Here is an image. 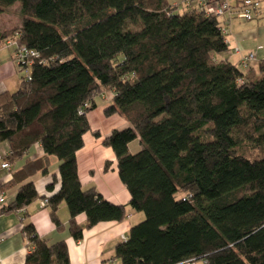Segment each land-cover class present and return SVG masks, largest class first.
Segmentation results:
<instances>
[{"label": "trees", "instance_id": "1", "mask_svg": "<svg viewBox=\"0 0 264 264\" xmlns=\"http://www.w3.org/2000/svg\"><path fill=\"white\" fill-rule=\"evenodd\" d=\"M18 2L21 22L0 29V44L12 39L39 57L31 79L0 94V139L11 162L36 143L46 156L28 161L13 183L47 173L56 156L60 179L48 188H60L44 198L57 227L62 202L76 240L86 227L124 219L125 204L83 187L77 159L88 113L110 91L105 113L130 125L104 144L130 205L145 214L117 245L120 264H264V60L259 74L217 60L229 49L220 18L178 12L177 1L0 0V14ZM38 196L28 181L8 209ZM25 232L26 264H69L66 240L49 244L31 223Z\"/></svg>", "mask_w": 264, "mask_h": 264}, {"label": "crops", "instance_id": "2", "mask_svg": "<svg viewBox=\"0 0 264 264\" xmlns=\"http://www.w3.org/2000/svg\"><path fill=\"white\" fill-rule=\"evenodd\" d=\"M231 1L238 3L240 0ZM260 1L261 7L256 18L233 20L227 35L229 49L216 55L217 60L230 61L241 70L252 69L256 74L260 73L259 65L264 60V0ZM16 4L20 7L19 2ZM250 52L255 53V58L250 60L249 66L246 67L242 64V56ZM15 53V45L8 42L0 44V94L15 92L21 86L25 73L17 62ZM104 99L103 102L98 100L97 107L88 113L91 130L84 136V147L77 151L79 175L84 188L95 187L111 202L125 204L126 217L86 227L84 237L76 240L69 228L70 212L67 203L62 202L58 210V216L63 223L61 227H57L53 221L51 209L41 204L45 196L60 188L59 182H56L52 191L48 188L49 183L60 179V160L56 156H49L47 173L38 171L27 180L13 183L15 172L28 161L46 156L45 151L36 143L27 153L11 162L7 159L10 143L0 139V196L5 197V201L0 202V264H26V256L30 252V242L25 232L28 223L33 224L37 233L49 244L66 240L69 264H120L119 259L115 257L116 247L124 241V236H129L132 226L145 218V214L130 205L131 194L119 175L116 154L111 147L104 144V139L114 129L128 127L130 123L119 113H105V107L112 101L111 92L110 95L105 92ZM5 161L10 163V168L2 166ZM107 162L110 163L109 169L105 168ZM28 181H33L36 185L38 198L22 208L8 209L20 186ZM76 220L84 225L87 216L81 213Z\"/></svg>", "mask_w": 264, "mask_h": 264}, {"label": "built area", "instance_id": "3", "mask_svg": "<svg viewBox=\"0 0 264 264\" xmlns=\"http://www.w3.org/2000/svg\"><path fill=\"white\" fill-rule=\"evenodd\" d=\"M186 6L190 8H196L198 11H203L209 16L219 17L221 20V27L226 36L230 32L231 23L235 19L243 20H253L256 18L257 13L261 7L260 0H240L238 3H234L231 0H183ZM178 4V3H177ZM9 44H15L14 40H9ZM238 50V48H237ZM239 51V50H238ZM16 59L21 67H25L26 70L31 67L33 62L39 57V53L28 49L26 46L16 47ZM255 58V53L250 52L242 56L243 65L249 66L250 60ZM26 76L31 79V71L26 73ZM3 167L10 168V163L8 161L3 162ZM5 197L0 196V202H4ZM48 197L41 201L42 206L48 204ZM124 240L127 239L126 236L123 237ZM186 264H198L197 261L191 260Z\"/></svg>", "mask_w": 264, "mask_h": 264}, {"label": "rangeland", "instance_id": "4", "mask_svg": "<svg viewBox=\"0 0 264 264\" xmlns=\"http://www.w3.org/2000/svg\"><path fill=\"white\" fill-rule=\"evenodd\" d=\"M169 1L173 3L177 1L179 5L176 8V11L178 12H185L189 8V6H186L184 2H181V0H169ZM20 22H21V18L19 15V5L18 4L8 7L5 10V12L0 14V29L1 30L12 28L13 26L20 24ZM242 64H243V60H242ZM29 70L30 68H28V70H24V73L26 74ZM106 94L110 95V91H106ZM101 102L103 101L101 100ZM121 128H117V129H121ZM131 147L133 151L138 149L137 144L135 142L132 143ZM254 153H258V151L255 150Z\"/></svg>", "mask_w": 264, "mask_h": 264}]
</instances>
